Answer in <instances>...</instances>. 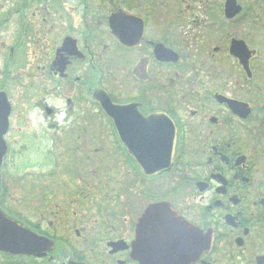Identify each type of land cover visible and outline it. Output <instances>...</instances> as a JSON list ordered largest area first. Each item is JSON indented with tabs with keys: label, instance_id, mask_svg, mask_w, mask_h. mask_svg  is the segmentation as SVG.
Returning <instances> with one entry per match:
<instances>
[{
	"label": "flooded vegetation",
	"instance_id": "obj_1",
	"mask_svg": "<svg viewBox=\"0 0 264 264\" xmlns=\"http://www.w3.org/2000/svg\"><path fill=\"white\" fill-rule=\"evenodd\" d=\"M226 1L210 18L176 14L190 9L184 0H0L7 152L25 124L15 159L31 151L32 166L49 161L32 176L60 167L77 182L71 196H0L1 227L27 237L26 249H0V264H264V103L255 106V51L242 38L256 18L240 16L237 0L225 16ZM233 40L254 51L249 72ZM45 99H63L68 117L36 132L28 113L57 111ZM96 155L111 196H95ZM155 158L168 169L146 174Z\"/></svg>",
	"mask_w": 264,
	"mask_h": 264
},
{
	"label": "rangeland",
	"instance_id": "obj_2",
	"mask_svg": "<svg viewBox=\"0 0 264 264\" xmlns=\"http://www.w3.org/2000/svg\"><path fill=\"white\" fill-rule=\"evenodd\" d=\"M224 0H184V4H190V9L184 10L183 6H180L176 8V14L178 10H181L182 16H196V17H201L203 16L202 12L207 13V17L210 16H216L220 17L221 15V10L219 8L215 7H220L222 6ZM238 4H241L242 7V12L239 14L240 16H248V17H255L256 20L254 21V26L250 27V35H245L242 38H244L246 44L248 45V48L253 49L255 51V58L253 59V64H254V73H255V80H256V85L259 87V90H256V103L255 106L256 108L259 107L262 103H264V0H237ZM179 6V5H178ZM177 7V6H176ZM250 7L251 9L249 11H246V8ZM263 18V19H259ZM205 20L202 25H200V31L202 29H208L209 25L206 24ZM230 33L226 34V31H224L223 39L228 38V34H232L235 32V29L233 28V25H231L229 28H227ZM190 39L189 36H186L184 38L185 40ZM193 41H198L199 39H194L192 38ZM226 58V57H225ZM226 62H229V60L225 59ZM121 70L119 72H113L112 75L114 76L111 78V84L112 86L115 87L117 83L123 78L121 77ZM16 99L18 100H23L25 101V95L23 93H20L19 91H16ZM19 120V119H18ZM25 129L23 128V131L20 133H15L14 135L8 136L7 141L9 150L5 156L4 159V166L2 168V175L4 177V180L6 179V185L8 186V191L7 195L4 196H16L17 199H21L22 196H30V197H38V196H71L72 195V189H67L72 184L76 185V180L71 182L72 176L71 174L68 173H62L61 168H55L52 171L55 173H58L57 176H53L52 178L49 176L46 179L40 177V176H32L36 171V175H39L37 171L42 169V167H45L48 165V162H42L39 163L38 165H31V151L27 152L25 155H21L18 159H15V156H13L11 153L14 150L16 153L23 142L25 140L27 141L28 137H23L22 139L20 138L22 133H27L28 128L24 124ZM43 137V136H42ZM66 140V138H65ZM68 138L65 143V145L70 147L75 146L77 143L74 142ZM49 137L47 139H43L42 146L44 148L49 146ZM69 143V144H68ZM62 149L56 151V155L59 157L60 155L62 156V159H59V162H61L62 166L68 168L70 166L69 162L65 161L63 158L67 157L65 154L67 152L61 151ZM62 152V153H61ZM46 155V154H45ZM34 157V154H33ZM97 157V163H96V174L97 172H100V174L104 177H101V184L100 188L101 191L97 193V188L98 186L95 184V190L96 192L95 196H111L110 193H107L109 190V187L107 188L108 190L106 191V187L104 189V181L106 182L107 180L105 179V171H104V165L102 161H99V155H96ZM66 163V164H65ZM102 166V168H101ZM115 169V168H114ZM52 171H49L52 173ZM61 172V173H60ZM29 176H28V175ZM114 179L119 178L120 176V170L116 168L113 171ZM66 181L67 184L63 185L60 182ZM97 180V179H96ZM104 180V181H103ZM66 186V187H65ZM118 186V185H117ZM48 188V189H46ZM43 189V191H42ZM44 189L46 190L44 191ZM119 191V186L118 189ZM116 195V194H115Z\"/></svg>",
	"mask_w": 264,
	"mask_h": 264
},
{
	"label": "water",
	"instance_id": "obj_3",
	"mask_svg": "<svg viewBox=\"0 0 264 264\" xmlns=\"http://www.w3.org/2000/svg\"><path fill=\"white\" fill-rule=\"evenodd\" d=\"M239 10H240V7H238V5L235 4L234 0L226 1L225 7H224L225 16L232 17L236 13H238ZM230 51L233 54V56L235 55L236 57H238L240 62L243 64L244 68H246L247 66L246 58L249 57L251 51H248L247 48H245V45L243 44V42L242 41H232ZM172 54L174 56L172 55L173 58L171 59L175 60L176 55L173 52ZM103 98L105 99V101H107V97L103 96ZM8 111H9V105L6 102V99L3 95V99H1V103H0V164L6 152V145L4 144L5 142L3 140V135L7 130V116L9 113ZM167 166L168 164L163 162L157 165L155 164L150 165V166L143 165L142 168L145 173L152 174V173H157L158 171L165 170L166 168H168ZM4 219L5 217H3V215L1 216L0 214V249L1 250L4 249L10 252L21 251L22 249H26L25 237H24L26 232L24 230L22 231V229H18L17 227H13L11 222H9L8 224L12 228L9 225H7L5 228H2L1 226H2Z\"/></svg>",
	"mask_w": 264,
	"mask_h": 264
},
{
	"label": "clouds",
	"instance_id": "obj_4",
	"mask_svg": "<svg viewBox=\"0 0 264 264\" xmlns=\"http://www.w3.org/2000/svg\"><path fill=\"white\" fill-rule=\"evenodd\" d=\"M45 103L54 109H57L52 116L45 118L44 109L35 107L28 113V119L32 130L39 132L41 127L47 128L50 123H55L58 127H63L66 124V117H68V105L63 99L53 101L45 99ZM70 118L67 123H70Z\"/></svg>",
	"mask_w": 264,
	"mask_h": 264
},
{
	"label": "trees",
	"instance_id": "obj_5",
	"mask_svg": "<svg viewBox=\"0 0 264 264\" xmlns=\"http://www.w3.org/2000/svg\"><path fill=\"white\" fill-rule=\"evenodd\" d=\"M1 186H3V185H1ZM3 188H4V186H3Z\"/></svg>",
	"mask_w": 264,
	"mask_h": 264
}]
</instances>
